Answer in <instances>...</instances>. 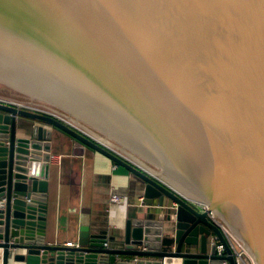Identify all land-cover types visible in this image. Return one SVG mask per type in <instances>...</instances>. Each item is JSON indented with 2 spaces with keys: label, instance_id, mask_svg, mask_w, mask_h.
<instances>
[{
  "label": "water",
  "instance_id": "water-1",
  "mask_svg": "<svg viewBox=\"0 0 264 264\" xmlns=\"http://www.w3.org/2000/svg\"><path fill=\"white\" fill-rule=\"evenodd\" d=\"M0 57L44 80L86 85L165 146L175 141L210 202L202 212L83 131L0 103L2 264H236L211 212L227 215L264 264V0H0ZM53 130L126 169L144 185L145 204L174 209L129 219L121 249L88 226L74 247L50 243Z\"/></svg>",
  "mask_w": 264,
  "mask_h": 264
},
{
  "label": "crops",
  "instance_id": "crops-1",
  "mask_svg": "<svg viewBox=\"0 0 264 264\" xmlns=\"http://www.w3.org/2000/svg\"><path fill=\"white\" fill-rule=\"evenodd\" d=\"M52 156L47 228L50 243H77L80 228L88 226L92 234L107 235L110 248L121 249L129 219H151L152 215L157 219L174 209L170 203L162 209L145 204L144 185L126 169L62 131L53 130ZM113 194L123 203H111ZM126 259L133 262L135 258H119Z\"/></svg>",
  "mask_w": 264,
  "mask_h": 264
},
{
  "label": "rangeland",
  "instance_id": "rangeland-1",
  "mask_svg": "<svg viewBox=\"0 0 264 264\" xmlns=\"http://www.w3.org/2000/svg\"><path fill=\"white\" fill-rule=\"evenodd\" d=\"M0 60L7 61L1 57ZM30 72L15 67H6L0 62V96L15 98L40 108H52L81 125V130L86 134L95 138L86 131L94 133L111 144L114 150L127 159L137 165L140 164L139 166L142 165L141 167L146 168L147 171L150 169L149 172L152 174L155 172L156 177L165 183L168 182L167 184L172 185L171 187L175 190L183 191L184 188L188 194L194 193V195L208 198V190H204L208 188V183L204 187L206 182H203L204 180L198 177L200 175L197 176L193 171L195 165L175 141L169 139L170 145L165 146L162 139H156V133L152 134V129L149 128L144 132L142 128H137L127 118L119 115L108 104L109 101L86 85L72 84L57 75L48 78H46L48 75H44L46 78L44 80ZM152 128L153 131L156 130ZM152 138L156 140L153 141ZM170 180H173L171 185ZM178 185L182 189L181 187L175 188ZM228 212L237 218L235 211L231 209ZM217 216L223 224L232 227L231 229H234L239 237L241 236L240 230L228 221L227 215Z\"/></svg>",
  "mask_w": 264,
  "mask_h": 264
},
{
  "label": "built area",
  "instance_id": "built-area-1",
  "mask_svg": "<svg viewBox=\"0 0 264 264\" xmlns=\"http://www.w3.org/2000/svg\"><path fill=\"white\" fill-rule=\"evenodd\" d=\"M0 103L5 104V105H9V106H13V107H17L19 109H25V110H29V111L41 113V114H44V115H48V116L54 117L55 119H58L61 122H64L65 124H67L70 127H74V128H77V129L81 130V128L77 127L76 124L72 123L71 121H68V119L70 117H68V116H66L64 114L63 115L65 117H67L68 119H66L65 117H61V116H59L57 114H54V113L48 111L45 108L37 107V105L34 106L33 104H30V103H27V102H24V101H21V100H17V99L16 100H11V98H7V97H3V96H0ZM111 149H113V148H111ZM114 151L117 152L116 150H114ZM117 153L120 154L119 152H117ZM120 155H122V154H120ZM191 201L193 202V204L200 211H202V212L203 211L204 212H207L208 211L209 206L206 207L203 204H199V203H197V202H195L193 200H191ZM111 203L119 204L120 205V204L123 203V199L119 195L113 194L111 196ZM209 218L211 220H213L215 222V224L218 225L220 227V229L222 230L223 235L225 236L228 244L230 245L231 249L233 250V254H234V257H235L236 264H253V262H251L248 259V257L246 256V254L244 253L243 247L240 244V242L230 233V230L227 228V226L225 224H223L219 220L218 216L216 214H214L213 212H211V213H209ZM75 245H76V243L69 242L65 246H67V247H74ZM217 251H218V254L219 255H224L225 254V247L222 244L218 243V245H217ZM139 260L140 259L136 257L135 259H133V262L134 263H137ZM0 264H2L1 254H0Z\"/></svg>",
  "mask_w": 264,
  "mask_h": 264
},
{
  "label": "bare ground",
  "instance_id": "bare-ground-1",
  "mask_svg": "<svg viewBox=\"0 0 264 264\" xmlns=\"http://www.w3.org/2000/svg\"><path fill=\"white\" fill-rule=\"evenodd\" d=\"M91 98V97H90ZM11 100H16L15 98H11ZM46 109V108H45ZM48 111H50V112H52V113H54V114H57V115H59V116H61V117H65L63 114H61L60 112H58V111H55L54 109H52V108H48L47 109ZM66 119H68L67 117H65ZM68 121H71L72 123H74V124H76L77 125V127H79V128H81L82 129V126L81 125H79L78 123H76L75 121H73V120H71L70 118L68 119ZM85 130V129H84ZM56 132V131H55ZM87 133H90L91 135H93L96 139H98V140H100L102 143H104L105 145H107V146H109V147H111L112 148V145L111 144H109L108 142H106V141H104V140H102V139H100L99 137H97L94 133H92V132H90V131H86ZM124 152V151H123ZM126 154V153H125ZM131 158V157H130ZM150 158V157H149ZM134 159V158H133ZM132 159V160H133ZM135 161H137V163H138V160H136L135 159ZM141 163V162H140ZM140 165V164H139ZM142 166V165H141ZM146 169V168H145ZM149 171H150V169H149ZM153 172V171H152ZM154 174H155V172H153ZM157 174V173H156ZM162 176V175H161ZM163 178V177H162ZM166 178V177H165ZM168 179V178H167ZM166 181V180H165ZM171 181H173V180H170V185H171ZM167 182V181H166ZM175 182V181H174ZM168 183V182H167ZM175 184V183H174ZM172 186V185H171ZM175 186H176V184H175ZM174 186V187H175ZM179 186V185H178ZM175 187V188H180L181 186H179V187ZM198 186V185H197ZM195 187V186H194ZM191 188V187H190ZM198 188V187H197ZM180 189H182V187L180 188ZM179 189V190H180ZM199 189V188H198ZM176 191H178V190H176ZM181 191V190H180ZM180 191H178V192H180ZM183 191H184V188H183ZM183 191H181L180 192V194H182V195H184L185 197H187V198H189V199H191V200H193V201H195V202H197V203H199V204H203V205H205L206 207H208L209 206V204H210V202H209V200L207 199V198H204L205 196V194L203 195L204 197H201V196H199V195H194V193L191 195V194H188V193H186L185 191L183 192ZM201 192H203V191H201ZM200 193V192H199ZM214 214H215V212H214ZM218 213H216V215H217ZM220 215V214H219ZM223 217V216H222ZM227 228L230 230V233L240 242V244L242 245V247H243V251H244V253L246 254V256L248 257V259L251 261V262H253V264H258L257 263V260H256V258L254 257V254L252 253V251H251V249L249 248V246H248V244L246 243V242H243V239L242 238H240L239 237V235L238 234H236V232H234L235 230L233 229H231L232 227H228L227 226ZM213 263H222V261H218V262H211V264H213ZM224 264H226L225 262H223ZM165 264H181V262L180 261H177V260H173V259H171V260H166V262H165Z\"/></svg>",
  "mask_w": 264,
  "mask_h": 264
}]
</instances>
